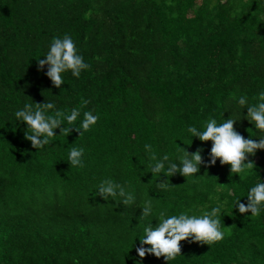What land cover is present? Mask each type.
<instances>
[{"label":"trees","instance_id":"obj_1","mask_svg":"<svg viewBox=\"0 0 264 264\" xmlns=\"http://www.w3.org/2000/svg\"><path fill=\"white\" fill-rule=\"evenodd\" d=\"M64 34L89 68L78 78L64 73L57 88L38 60ZM261 90L264 0H0V264H133L143 227L157 224L159 210L201 214L217 205L224 238L189 237L169 264H264V212L251 217L235 206L264 182V150L247 157L259 177L239 178L219 160L208 166L211 141L187 133L189 125L237 114L236 99L255 103ZM30 100L79 108L81 118L91 110L99 120L82 135L58 128L36 149L14 115ZM246 115L242 109L234 128L258 139ZM71 147L85 149L83 167L69 164ZM179 147L189 155L201 150L199 177L177 173L162 190L152 154L175 160ZM107 179L134 202L98 195ZM149 199L153 216L142 218ZM141 264L167 262L146 254Z\"/></svg>","mask_w":264,"mask_h":264},{"label":"clouds","instance_id":"obj_2","mask_svg":"<svg viewBox=\"0 0 264 264\" xmlns=\"http://www.w3.org/2000/svg\"><path fill=\"white\" fill-rule=\"evenodd\" d=\"M47 65L46 76L52 84L59 88L64 83V73L69 72L73 77H80L82 70L88 69L89 64L76 46V42L69 34L62 37H53L48 45L47 52L42 59L38 60V70H43ZM84 103H87L86 101ZM235 103L242 109H247L244 117L254 126L256 136L252 135L246 139L235 128L241 119V110L235 114H230L229 118L218 122L215 118H209L202 126L189 125L187 133L191 141L193 137L201 142L211 141L208 166H214L219 160L221 165H230V171L239 178L248 173L254 172V163L247 159L250 155H255L258 150H264V90L257 94L256 102L250 103L246 95H240ZM227 112V111H226ZM17 121L26 124L25 139L31 142L36 149L43 148L50 143V140L57 135L56 129H60V134L67 136L70 130L75 129L83 134L91 127L96 125L99 115L91 110L84 111L81 118L79 108H73L70 113L61 111L57 108L55 101L46 100L43 104L25 102L23 107L14 113ZM80 118L78 127L72 125ZM63 125V127H61ZM146 149H151V145H145ZM83 147H71L68 150V162L74 167H83ZM181 153L175 160L165 154L157 157L152 154L151 173L164 179L157 183V187L166 190L172 185L168 181L177 173L185 178H197L196 174L200 171L202 164L201 150L189 155L188 152L178 148ZM178 162V163H177ZM256 174V173H255ZM257 175V174H256ZM258 176V175H257ZM259 177V176H258ZM222 187L217 185V188ZM231 192V189H229ZM98 195L104 199L108 197H122L124 204L134 202V196L126 192L125 187L111 179L104 180L98 186ZM247 203L240 202L237 198L235 206L241 214L251 213V217H258L264 212V182L258 179L254 185L248 188ZM222 206L217 205L210 210H205L201 214H192L191 210L181 211L178 214H169L166 209L159 210L155 215L157 224L152 226L149 220L143 227V235L139 237L140 246L136 248L137 256L133 258V264H141L143 258L153 255L157 258L163 256L164 260L169 261L180 256V242L192 238L193 241L211 244L224 238L221 230ZM142 218L153 216V202L151 199L144 201L141 208ZM149 246V247H145Z\"/></svg>","mask_w":264,"mask_h":264}]
</instances>
